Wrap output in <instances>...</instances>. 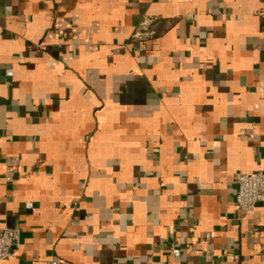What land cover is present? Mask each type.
<instances>
[{
    "label": "crops",
    "instance_id": "crops-1",
    "mask_svg": "<svg viewBox=\"0 0 264 264\" xmlns=\"http://www.w3.org/2000/svg\"><path fill=\"white\" fill-rule=\"evenodd\" d=\"M262 6L0 0V264H264Z\"/></svg>",
    "mask_w": 264,
    "mask_h": 264
},
{
    "label": "built area",
    "instance_id": "built-area-1",
    "mask_svg": "<svg viewBox=\"0 0 264 264\" xmlns=\"http://www.w3.org/2000/svg\"><path fill=\"white\" fill-rule=\"evenodd\" d=\"M258 15L264 21V0ZM148 37H150L149 32L137 31L133 35V40L139 41ZM5 74L11 78L13 76V70L9 68ZM234 182L237 185L236 204L241 212H251L258 204L264 203V170L252 173L238 172L235 175ZM31 206L32 204H28V207L31 208ZM214 236V231L206 234L207 239L213 238ZM20 248V231L8 226H0V262L17 256ZM170 253L173 257H181L183 254L182 248L174 242L170 244ZM60 263V261L55 259L51 261V264Z\"/></svg>",
    "mask_w": 264,
    "mask_h": 264
}]
</instances>
